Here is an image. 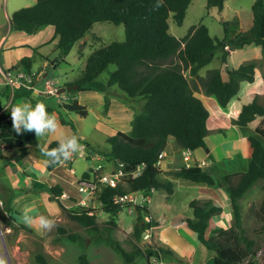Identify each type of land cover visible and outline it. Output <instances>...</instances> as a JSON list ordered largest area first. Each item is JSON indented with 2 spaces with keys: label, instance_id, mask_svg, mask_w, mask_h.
<instances>
[{
  "label": "trees",
  "instance_id": "obj_1",
  "mask_svg": "<svg viewBox=\"0 0 264 264\" xmlns=\"http://www.w3.org/2000/svg\"><path fill=\"white\" fill-rule=\"evenodd\" d=\"M157 2L158 0H35L34 4L15 10L9 17L11 29L28 34L36 33L48 25L53 26V34L46 43L56 40L55 46L61 55L70 43L82 40L96 22L108 21L124 26V40L107 44L100 41L99 46L94 47L86 58L75 79L57 87L63 94L67 91L100 92L104 99L103 109L107 112L111 103L110 88L116 85L125 94L127 102L135 105L132 106L134 113L130 133L117 130L107 138L109 148L97 151L100 155L104 154L103 157H111L124 173L144 164L140 174L123 176L115 186H103L96 196L102 209L110 214L108 224L111 226L115 225L119 212L132 204L115 203L116 195L127 191L151 194V188H165L172 192L173 183L159 177L160 165H156L158 154L165 149L170 137L182 149L207 148L205 138L210 133L206 124L209 112L203 100L195 94L196 89L189 77H200V69L208 65L219 51L222 52V62H226L229 48H243L250 44L264 48V0H253L252 20L247 29L230 36L227 34L229 24L223 22L224 36L221 39L212 36L203 23L191 26L182 37L173 35L169 31V19L172 18L181 26L191 0H163L159 8L155 7ZM224 4L225 0H206L207 9L216 7L222 10ZM33 61L31 56H23L13 67L32 72ZM110 64L114 65V69L108 70L106 76L99 78ZM256 67L257 62L250 61L227 69L228 79L223 78L219 67L211 68L204 77H200L203 93L214 95L217 102L226 107L240 91L242 81L251 83L255 80ZM74 84H78V88L67 90ZM31 89L26 90L29 93ZM63 110L82 117L89 113L87 105L69 96L63 104ZM58 115L63 124L74 126L61 113ZM257 116H261L262 120L255 127L254 135L247 138L251 155L246 170L214 174L196 164L181 166L175 172L177 176L193 183L222 187L228 194L234 215L229 227L211 226L213 216L223 211L222 205L217 204L213 198L192 199L189 205L193 209L194 219H182L183 224L197 234L200 243L214 251V264H255L251 260L257 258L259 249L255 247L256 242L246 234L242 226L240 200L257 182L264 179V141L260 137H264V105L254 97L252 101L242 105L238 117L233 120L234 124L247 126ZM34 137V132L18 135L6 113L0 114L1 157H4L2 145L5 149H17L15 160L18 162L27 155L45 156L44 152L58 147V139H53L45 149L28 145L27 142ZM86 145L88 146L87 143ZM57 165L59 164L47 165V169L52 170ZM90 170L91 168L84 170L80 177L88 178ZM45 188H48L53 199L60 200L63 193L60 185L48 187L45 184ZM12 195L13 191L7 188L0 195L4 209L10 214L17 213L11 206ZM63 209L69 218L86 228H96V215L91 213L92 209L82 205L63 206ZM134 209L136 220L132 240L137 242L145 229L155 223L149 217L148 205L137 203ZM255 216L261 225L253 231L255 234H264V196ZM69 237L77 238L72 234ZM147 244L148 247L144 249L135 245L134 253L125 252L117 244L116 249L128 262H132L138 254L145 255L147 259L153 255H162L161 252L171 254L169 249L155 243ZM82 259L83 264H86L84 255ZM35 264L49 263L45 255L39 252L35 254Z\"/></svg>",
  "mask_w": 264,
  "mask_h": 264
},
{
  "label": "rangeland",
  "instance_id": "obj_2",
  "mask_svg": "<svg viewBox=\"0 0 264 264\" xmlns=\"http://www.w3.org/2000/svg\"><path fill=\"white\" fill-rule=\"evenodd\" d=\"M35 0H7L5 2V9L8 15H11L15 10L27 7L34 4ZM253 0H225L224 8L218 10L216 7L207 9L206 0H191L190 5L186 11V16L181 26L177 25L172 18L169 19V31L177 36H184L189 28L193 25L205 24L209 28L212 36L223 38L224 28L223 22L229 24L227 34L233 36L235 32L247 29L252 20L251 5ZM52 26H45L42 31H37L33 34L21 32L22 30L11 29L10 23L6 18L0 16V37L5 34L4 45L0 51V62L6 66L10 63H17L23 56H31L33 58V67L31 71L35 74L34 88L31 92L25 88L14 89L13 105H18L21 102H31L33 106L38 101H42L47 105V111L61 113L65 120L72 122L73 127L69 123L63 124L60 120V125L63 131L72 135L75 134L79 140L90 144V148L94 151L109 148L107 138L114 134L117 130L124 132L129 131L131 124V116H133L135 106L127 102V98L123 92L115 85L110 88V99H114L113 105L109 110L104 111V99L94 96L91 93H81L80 98L86 102L89 113L86 117H82L74 112H64L63 104L66 99H63V93L57 90L56 94H47L46 84L51 83L56 87L63 86L69 81L74 80L80 69L85 63L86 58L93 50L98 47L101 42L110 43L112 41H122L125 39V31L123 24H114L108 21L96 22L81 41L70 43L64 54H60L59 49L56 48V40H50ZM100 37V38H99ZM101 41V42H100ZM46 44H45V43ZM42 46H37L41 45ZM21 44H30V46H21ZM37 46L36 50L33 46ZM12 46H19L13 47ZM247 48L230 49L226 62H222V52H217L216 56L211 60L206 68L201 70V76L204 77L211 67H219L223 72H227L228 66L236 67L237 65L256 61L258 70L256 71V81L249 84H243L240 98L243 102H250L254 97L264 105V48H256L252 44L246 46ZM258 47V46H257ZM39 48V49H38ZM256 67V68H257ZM114 65L110 64L108 68L100 74L99 78L107 75L108 70H113ZM198 78H190L192 85L196 91L202 90V85ZM193 79V80H192ZM3 81V79H1ZM37 91V93H35ZM69 92V91H67ZM66 94L74 99V94L79 92H70ZM16 94V95H15ZM236 96V95H235ZM234 96V97H235ZM11 98V88L5 83H0V111L9 105ZM77 99V98H76ZM122 104H121V103ZM124 104V105H123ZM236 111L232 112L235 114ZM60 119V118H58ZM262 117L257 116L251 123V127L261 124ZM229 127V125H228ZM230 128V127H229ZM239 131H245L244 128L236 127ZM234 129H227L229 136L232 135ZM244 134V133H243ZM243 134L240 136L238 132L233 134L236 138L230 142L220 145L223 151L229 150L232 147H240L241 151H246L248 160L250 157V145ZM254 135V133H252ZM219 139H222V134H217ZM59 139V137H56ZM80 142V141H79ZM247 142V143H246ZM6 148L5 150H7ZM249 151V152H248ZM239 152V150H237ZM243 152L241 154H243ZM8 153L12 156L11 150ZM104 153V152H103ZM104 155V154H102ZM105 157V156H104ZM246 161V160H245ZM106 169L110 171L118 170V166L111 157H105ZM223 165V163H222ZM222 165H219L222 168ZM80 173L86 168L87 163L83 158H78L73 165ZM245 167V166H244ZM2 169L0 168V195L4 192V187L8 188L6 179L2 176ZM37 176L38 185L31 188L29 191L34 200L29 197L20 200L18 212H23V216H32L36 214L38 220L40 216H46L55 221V227L46 235H41L37 226L34 224L29 226L23 221L17 220L18 216L10 214L6 216L3 214L0 207V228L3 231L4 239L7 248V264H35V254L43 253L49 264H83V255L86 259V264H149L145 255H136L132 262L127 259L116 249V244L127 253H134L138 248L148 247L147 243H153V236L150 241L143 242L140 239L137 242L132 240V231L136 220V211L134 206L127 205L119 212L115 218V225L108 224L110 214L102 209L101 203L96 198H93L88 205H84L92 209L91 213L96 215L97 226L95 229L86 228L78 221L69 218L64 209L65 207L75 206L69 201L63 202L61 200L53 199L48 190L44 187L45 183H52L53 178L57 183H60L65 189L72 190L77 198L81 197L76 184L74 183L73 173L68 167L59 164L57 169L51 173L42 163H37L30 172ZM11 177V181L17 186L21 179L17 175ZM24 177V176H23ZM22 177V178H23ZM185 181V180H184ZM30 182V181H29ZM192 187L190 184H186ZM181 190V191H180ZM183 190V191H182ZM185 190V191H184ZM187 191V192H186ZM47 194V195H46ZM197 190L191 188H178L176 194L177 200H181L184 196H196ZM50 196V197H49ZM264 196V179L260 180L255 186L240 200L242 226L246 234L253 238L256 242V248L259 249L257 258L251 260L255 264H262L264 262V234H255L253 229L258 228L261 222L256 218L255 211L258 208ZM2 197H0L1 199ZM77 198H73L74 200ZM162 202L158 201L157 209L162 210ZM38 209L34 210L33 209ZM190 210V208H188ZM231 209V208H230ZM185 211V209H184ZM231 216L233 212L230 211ZM222 214V213H221ZM219 215V214H218ZM234 217V216H233ZM176 219L182 220L181 215L175 216ZM153 220V219H152ZM233 220V219H232ZM154 223V222H153ZM221 222H213V226ZM109 228V229H107ZM63 229V230H61ZM157 238L162 242L175 244V248L182 247L186 241V246L189 250L194 248L193 236L183 230L179 231L174 226L166 224L160 229H154ZM69 234L76 235L77 238L71 239ZM191 245V246H190ZM206 249L204 246H201ZM163 253V252H162ZM163 264H167L169 258L162 254ZM200 258L196 255V259Z\"/></svg>",
  "mask_w": 264,
  "mask_h": 264
},
{
  "label": "crops",
  "instance_id": "obj_3",
  "mask_svg": "<svg viewBox=\"0 0 264 264\" xmlns=\"http://www.w3.org/2000/svg\"><path fill=\"white\" fill-rule=\"evenodd\" d=\"M6 1L7 0H0V16L2 18H6L9 22L10 15H8L5 9ZM53 30H54V27L52 26L50 38L53 34ZM40 31H42V28L39 30V32ZM5 38H6L5 34L1 35L0 37V51L3 48ZM44 43L41 45H37V46H42L44 45ZM21 46H30V44H21ZM37 46L36 45L33 46L34 47L32 48L33 51L34 49L36 50ZM13 47H19V46H12L10 48H13ZM255 47L259 48L260 46L258 47L255 46ZM245 48L247 47L245 46ZM17 63H10L9 65L4 66L0 62V65L4 67H9L13 65L15 66ZM32 67H33V63H32L31 69ZM206 67L207 65L204 66L203 68H206ZM236 67H232V68H236ZM203 68H201L199 71L200 76L202 75L200 72ZM211 68H214V67H211ZM224 68H225V64H224ZM232 68L228 66V69H232ZM223 69L221 68V74L224 79H228L227 72H223ZM257 70H258V67L256 68V71ZM256 71H255L254 81H256V78H257ZM249 83L250 82L242 81L241 89H242L243 84H249ZM241 89L238 92V94L230 100V102L228 103L226 107L221 106L217 102L216 97L214 95H206L203 93V90L195 92V94L203 100L204 105L208 109L209 115H208L206 124H207V128L210 130V133L205 138L208 151L206 150V148H197L195 150H191L192 157L196 159V161L197 160L205 161L206 164L205 166H202V167L211 173L222 174V173H232V172H237V171H243V170H246L248 166L250 157L248 160L247 147L245 148L246 149L245 152H243V150L241 151L240 147L231 146L229 150H225V151H223L222 148L220 147V145L223 144V141H226V143H228L232 139H235L236 136L234 137L233 134H236V132H238V135L240 136L244 133L243 136L245 137L246 140L249 135L254 133L256 126L251 127V123L255 119L251 121L247 126H241L242 128H244L245 131H239L238 129H236V127H240V126L237 124H234L233 122V120L238 117V114L240 112L242 105L246 104V102H243L242 99L240 98ZM35 93H37V91H35ZM81 93L83 92L79 91L75 93L74 97L77 98L80 103L86 105V102L83 101V98H80ZM85 93H91L94 96L98 97L99 99H101L103 96L102 93L95 92V91H87ZM113 102H114V99L112 98L110 106L113 105ZM234 111H236V113L232 114V112ZM48 112L50 114L52 113L51 111H48ZM58 118H59V115H58ZM228 125L230 128L228 127ZM130 129H131V126L129 127V130ZM227 129H234L232 131L231 136H229ZM217 134H222L223 136L222 139H219ZM56 137L57 136L53 134H48L42 137H34L30 141H28L27 144L30 146L40 148V149H45L53 139H58ZM88 146H90V144H88ZM90 149L93 150V148H90ZM8 150H11V152H13L12 156L8 153ZM182 150L183 149L178 146V144L176 143L173 137H170L168 139V143L165 149L162 150L164 153V156H163L160 168H159L160 169L159 177L161 179L171 181L173 183V190L172 192H168L165 188H158V189H155L151 193L152 200L148 205V208L150 210L149 217L151 218V220L153 219L152 221H154L155 223L154 225H152L153 227L152 232L154 231V229H160L166 224L172 225L174 226V228L178 229L179 231L183 230L185 232L190 233L193 236L194 248H192V250H189L186 246V241L184 242V244H181L182 247L178 246L177 248H175V244H169V243H165L159 240L157 238L156 231L154 234L152 233L151 235L153 236L152 241L156 245H159L162 248L169 249L171 251V254H168V255L165 254L166 257L169 258V261L167 264H214V255H215L214 251L209 250L203 244H201L200 241L198 240L197 234L193 230H191L188 226L184 225L181 219L180 220L176 219L175 216L181 215L183 218L189 217V218L194 219L193 209L192 207H190L189 202L194 198H213L217 204L222 205L223 211L221 212L222 214L220 213L219 215L217 214L213 216L212 224L213 222L218 221V222H221V224L217 223L215 226H222L224 228H227L231 225L232 219L234 218L233 217L234 215L231 216V213H230L231 209H230V204H229V197H228L226 190L222 187H211V186H207L204 184L193 183V182H190L188 180H185L177 176L175 172L181 166H184V161L182 159V153H181ZM237 150H239V152H237ZM17 152L18 151L15 148H10L7 150H5V148L4 149L2 148V154L4 155V157L0 156V168L2 169L1 171L2 176L6 179V184L8 186L7 189H11L13 191L11 206L14 210L17 211V213H14V214L18 216L17 220L25 222L24 221L25 216H23L24 215L23 212H18L19 206L21 205L20 200L26 197H29V199L34 200V198L31 196L29 191L32 190L31 188L35 187L34 186L35 184L38 185V183H40L36 181L37 176L34 175L32 171L30 172V169H33V167L39 162L42 163V165L47 168V165L45 164V161L47 158L43 155H40L39 157H36L33 155H27L20 162H18L15 160V155L17 154ZM242 152L243 154H241ZM250 155H251V151H250ZM86 163H87L86 168L82 169L80 173H78L77 172L78 170L73 166V168L76 171V174L75 175L73 174L74 180L76 179L77 176H80L84 170H87L89 162L86 161ZM219 165H222V168H220ZM58 166L59 165L55 166L54 169L49 170V171L53 173L57 169ZM14 175H17L18 179H21L20 184L23 182V185L19 186L18 189H17V186L10 179L11 177H15ZM52 180H53L52 183L50 184L45 183V184H47L48 187L56 185V184L60 185V183H57L55 178H53ZM186 184H190L192 187H188ZM60 187L62 188L63 193H66L67 195L71 196L72 199L77 198V196L73 194L72 190L65 189L61 185ZM179 187L180 189L181 188L195 189L197 190V194L196 196L186 195L179 201L176 198V194L178 192ZM5 188L6 187H4V189ZM46 189L48 190V188ZM47 194L50 195L49 190ZM80 198H77V199H80ZM60 200L63 202L68 201L66 198H62ZM158 201L162 202V205H163L162 207H164L162 210H158L156 207L158 204ZM188 208H190V210ZM34 210L38 211V209L35 208L32 210V212H34ZM36 214H33L30 217H32L35 220L37 218ZM212 224L211 226L213 227ZM207 232L209 233V230ZM201 246H204L206 249H203ZM197 254L200 257L198 259H196Z\"/></svg>",
  "mask_w": 264,
  "mask_h": 264
},
{
  "label": "built area",
  "instance_id": "obj_4",
  "mask_svg": "<svg viewBox=\"0 0 264 264\" xmlns=\"http://www.w3.org/2000/svg\"><path fill=\"white\" fill-rule=\"evenodd\" d=\"M3 79V81H1ZM34 81V73L26 71L23 68H14L13 66L4 67L0 65V83H5L7 86H10L11 88V98L9 105L6 106L3 110L0 111V114L6 113V117L8 120H11V110L14 106L12 104L13 96H14V89L17 87L18 89H31L34 88L33 85ZM57 87L54 86L51 83L46 84V92L47 94H56ZM68 95L63 94V99H67ZM80 144H82L83 151H81L78 154H75L71 160L66 161L63 164L64 166L68 167L69 170L75 175L76 171L73 168V163L76 161L79 157L83 158L84 160L89 162L88 170H90V176L88 178H82L80 176H75L76 179L74 180V183L77 186L78 191L81 193L80 199H72L71 196L67 195L66 193H62L59 197V199L66 198L72 205H88L93 198H96L99 191H101V188L105 185L115 186L118 182L121 181L123 176H136L140 174V172L143 169L144 164L138 165L134 170L124 173L121 169H118L117 171H110L106 169V163L104 162V157L100 154H98L96 151H90L88 146L85 142L82 140H79ZM4 148V146H1ZM182 159L184 161V165L186 167L192 166V165H199V166H205V161L197 160L192 157V151L190 149H183L182 150ZM164 153L161 151L158 154V160L156 162V165L159 166L162 163ZM155 189L151 188L150 191L153 192ZM152 197L151 194L144 193V192H133V191H127L123 194H118L114 197L115 203H124V202H130L132 203L131 206H134L139 203L140 205H149L151 202ZM71 206V205H70ZM0 207L4 214L8 216L9 212L4 209L3 207V201L0 199ZM152 226H149L145 229L141 239L143 242L150 241V237L152 235ZM0 255L5 256L7 255V248H6V242L4 239L3 231L0 228ZM149 264H163V258L159 255H153L148 259Z\"/></svg>",
  "mask_w": 264,
  "mask_h": 264
},
{
  "label": "clouds",
  "instance_id": "obj_5",
  "mask_svg": "<svg viewBox=\"0 0 264 264\" xmlns=\"http://www.w3.org/2000/svg\"><path fill=\"white\" fill-rule=\"evenodd\" d=\"M163 0H158L156 8L161 7ZM13 130L18 134L34 132L36 137L53 134L59 137L58 147L44 152L46 165L60 164L72 159L75 154L83 151V145L75 134L68 135L63 131L59 119L55 113L47 111V105L38 101L35 106L25 101L14 106L11 110ZM185 166V165H184ZM24 221L29 226L36 225L41 235H46L56 225L55 221L46 216H40L38 220L25 215ZM0 264H7L5 256L0 255Z\"/></svg>",
  "mask_w": 264,
  "mask_h": 264
},
{
  "label": "water",
  "instance_id": "obj_6",
  "mask_svg": "<svg viewBox=\"0 0 264 264\" xmlns=\"http://www.w3.org/2000/svg\"><path fill=\"white\" fill-rule=\"evenodd\" d=\"M76 88H78V84H74V85L68 87L67 90H70V89H76ZM62 91H63V90H62ZM260 137H261V139L264 141V137L261 136V135H260ZM206 150L208 151V148H206Z\"/></svg>",
  "mask_w": 264,
  "mask_h": 264
},
{
  "label": "bare ground",
  "instance_id": "obj_7",
  "mask_svg": "<svg viewBox=\"0 0 264 264\" xmlns=\"http://www.w3.org/2000/svg\"><path fill=\"white\" fill-rule=\"evenodd\" d=\"M216 192H218V191H216ZM222 197V196H221ZM223 198V197H222Z\"/></svg>",
  "mask_w": 264,
  "mask_h": 264
}]
</instances>
